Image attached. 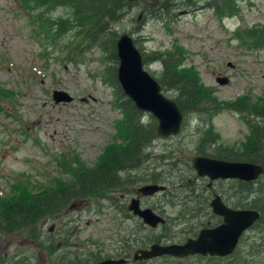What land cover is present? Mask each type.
Instances as JSON below:
<instances>
[{"label": "rangeland", "instance_id": "1", "mask_svg": "<svg viewBox=\"0 0 264 264\" xmlns=\"http://www.w3.org/2000/svg\"><path fill=\"white\" fill-rule=\"evenodd\" d=\"M30 2L27 4L30 11H27L20 0H0L1 200L18 195L23 187L35 193L40 190L38 188L48 187L54 178L68 180L78 165L93 167L115 135L114 123L120 118L117 93L106 81V68H110V64L104 54L93 49L82 54L78 63H68L63 51L59 52L71 38V33H65L66 29L60 37L54 36L53 29H47L48 38L51 36L54 42L42 46L41 41H37L42 38L37 24H41L43 17L40 9H34L33 0ZM236 4L237 16L221 20L213 16L202 1L194 9L179 6L174 17L164 23L150 18L136 19L142 16L137 10L125 16L113 29L117 35L126 33L137 40L144 54L166 51L173 46L181 49L184 65L195 69L200 85L212 92L220 106L232 104L241 96L248 98L250 103L257 98L263 99L264 106V50H247L235 37V32L243 26L250 28L264 23V0H236ZM48 15L58 18L60 26V19L68 16V10L60 7ZM148 70L159 74L157 63L148 66ZM222 77L227 83L219 85L215 80ZM54 90L66 93L71 101L54 103L51 99ZM165 95L171 98L172 92L167 91ZM241 117L225 108L218 109L211 118L187 116L182 120L178 136L153 142L156 159L151 160L152 166L160 167L159 155L172 151V147L175 152L181 151L178 155L181 161L175 164V169L166 166L161 170V177H165L163 182L172 195L171 198L167 194L163 199L157 195L168 222L185 219L190 212L188 205L178 202L184 195L178 183L181 175H185L180 171L185 170L182 166L186 165V156L191 158L196 147L204 145L203 139L208 136L214 139V148H241L249 135L246 116ZM147 119L145 115L141 120L145 123ZM146 173V169L128 171L130 177L142 178ZM186 174L191 180L190 172ZM137 185L133 183L127 191ZM246 197L247 201L252 199V195ZM166 200L173 204L165 203ZM117 212L111 201L106 200L93 204L88 201L71 203L70 210L66 209L43 224L45 230L49 228L48 233L58 235L61 243L63 238L67 239L66 246L59 243L57 248L61 251L49 252L42 243L23 236H7L0 239V255L10 258V264L22 261L23 264H60L58 258L63 254L67 257V253H74L78 248L82 253L78 258L83 263L90 253L99 249L103 251V258L116 257L126 247L129 250L132 240L137 241L147 232L151 238H156L163 232L170 235L180 229L166 221L167 224L157 230H143L139 234L138 223L127 221ZM236 249L235 255L249 264H264V228L255 224L243 234ZM196 264H207V261Z\"/></svg>", "mask_w": 264, "mask_h": 264}, {"label": "trees", "instance_id": "2", "mask_svg": "<svg viewBox=\"0 0 264 264\" xmlns=\"http://www.w3.org/2000/svg\"><path fill=\"white\" fill-rule=\"evenodd\" d=\"M20 1L24 9L30 11L27 4H31L32 0ZM201 1L204 7L210 9L213 16L219 20L235 17L239 12L236 0H33L36 6L34 9H40V14L43 17L41 24H37L42 31V38L37 41H41L42 46H47L49 41L50 43L54 42L51 36L50 39L48 38L47 29H53L55 37L62 36L66 29L65 33H71V38L68 40L69 43L59 49V52L63 51V56L66 55L64 60L68 63H78L77 60L82 57V54L93 49L104 54L105 60L110 64V68H106L108 72L106 81L117 93L116 100L120 118L114 123L115 135L110 143L105 145L103 153L93 167L83 168L78 165L72 170L68 180L54 178L49 182L48 187L38 188L40 189L38 192L29 193L27 188L23 187V189H19L18 195H14V197L11 195V198L6 200L0 199V239L7 236H23L26 239L42 243V246L49 249V252L61 251V248H57L54 242L66 246L67 239L63 238L64 241L61 243L58 235L48 233L49 228L45 230L43 224L63 214L71 203L88 201L93 204L103 200L111 201L116 211L118 210V215L121 213L123 218L127 219L120 196L126 192L128 186L135 182L157 181L162 183L165 177H161V170L166 166L175 169V164L181 161L180 158L178 159L181 151L175 152L173 147L172 151L159 155L162 161L160 167L152 166L151 160L156 159L154 157L156 155L153 153V142L157 139L155 121L150 115L138 111L119 90L115 78L117 58L114 49L118 35L113 28L133 11H140L141 21L150 18L164 23L174 17V11L179 9V6L194 9ZM60 7L68 10V16L62 17L60 26H58V18H51L48 14ZM54 26L55 28H53ZM235 37L247 50H264V23L250 28L243 26L235 32ZM137 42V40L133 41L141 52L143 65L158 64L160 72L157 75L154 74L156 81L161 90L172 92L171 99L177 105L183 118L191 115L211 118L218 109L222 108L235 111L243 116L241 117L243 119L245 116L250 118L249 120L245 118L249 135L241 148L218 149L216 153L213 151L212 154H218L219 158L225 160L253 163L262 167L263 177L257 181V184L251 186L241 183V185L245 195L243 208L257 210L261 218L264 217L263 99L257 98V101L261 103L257 101L250 103L247 101L248 98L241 96L232 104L220 106L221 103L217 104L216 99L212 97V92L200 85L195 69L184 65V53L181 49L173 46L166 51H151L144 54ZM145 115L148 119L143 123L141 119ZM208 137L203 140L206 143H214V139ZM204 151L202 146L196 147L198 154H202ZM173 157L175 159L173 163H170ZM186 157L189 160L190 157ZM188 160L185 161L186 165L182 166L183 169H188ZM144 165L147 171L145 177H130L128 175V171H140ZM189 171H180L181 174L185 172L183 177L181 175L178 183L183 187L188 186L184 179L187 178L186 172L189 173ZM251 193L253 194L252 199L247 201L246 196ZM144 235L145 239H151L149 232ZM170 235L166 232L160 234L163 237ZM143 239L132 240L129 250L127 251L126 247L122 253H118L117 257L127 252L130 253L133 247L144 246L148 241ZM152 241L156 242L155 238ZM102 252L99 249L98 252L90 253L83 263L101 260ZM55 253L57 254V252ZM66 256L64 257L63 254L62 258L57 259L60 264L81 263L80 257L77 258L75 252ZM248 260L252 259L249 257ZM22 262L21 264H23ZM0 264H10V258L0 255ZM227 264H249V262L234 253L228 257Z\"/></svg>", "mask_w": 264, "mask_h": 264}, {"label": "water", "instance_id": "3", "mask_svg": "<svg viewBox=\"0 0 264 264\" xmlns=\"http://www.w3.org/2000/svg\"><path fill=\"white\" fill-rule=\"evenodd\" d=\"M117 65L115 77L122 94L134 107L148 113L156 122L155 133L159 138L178 134L182 114L176 104L161 94L156 80L144 69L140 52L133 45L131 37L121 34L115 41ZM219 85L227 79L217 78ZM54 103L70 102L71 97L62 91L51 92ZM190 166L199 177L213 179H238L249 182L256 180L263 172L261 166L245 162H229L206 157H193ZM164 190L162 185H143L138 192L143 196ZM212 211L221 216L223 223L212 230H200L195 239H187L182 244H151L132 255V261L150 260L161 256L182 258L198 254L201 256H227L236 246L238 237L257 219L258 213L251 209L231 210L218 199L211 202ZM128 211L138 217L143 224L154 228L164 221L149 209H139L134 199L129 202ZM264 226V220L262 221ZM126 259H104L93 264H125Z\"/></svg>", "mask_w": 264, "mask_h": 264}, {"label": "flooded vegetation", "instance_id": "4", "mask_svg": "<svg viewBox=\"0 0 264 264\" xmlns=\"http://www.w3.org/2000/svg\"><path fill=\"white\" fill-rule=\"evenodd\" d=\"M172 137H167L166 139H159L160 141H165L167 139H171ZM156 139V140H158ZM202 148L205 149L204 153L198 154L196 151H194V155L191 157H206L209 159H216V160H224V161H232V160H225L223 158H219L218 154H212L213 151L215 153L217 152L218 148H214V143H204ZM190 158V159H191ZM233 162H238V161H233ZM146 169L145 165L143 166L142 170ZM185 170H190V175H191V180L188 178L186 179V183L188 184L187 187H183L181 184H178V189L184 192V195L180 197L178 202L180 204H186L188 205L187 207L190 209V212L187 213L185 216L186 218L184 219L181 217L180 219H175L176 221H170L168 222L169 219H166V217L163 216V211H162V201L160 200L163 199L167 194L170 193V190H167V186L164 182H147V183H138L137 187L133 190H126L125 197H123V204L125 206V215L127 217V221H136L138 223V226L140 225L141 228L144 229H149L147 226H145L140 219L137 217L133 216L130 211H128V205L129 202L134 199L137 203V206L140 209H149L151 210L154 214L164 218L165 223L166 221L170 225H175L177 229L174 232H171L172 235L170 238H167L166 236H157L155 238L156 242L159 244H181L187 239H195L196 236L198 235L199 231L204 229V230H212L218 226H220L223 221L221 216L216 215L212 211L211 207V202L214 201L215 199H218L219 202L227 207L228 209L231 210H241L243 207V189L241 185V181L235 180V179H229V180H222V179H215V180H209L206 177H199L197 174L192 170L190 166V160L188 161V169L185 168ZM146 184H164L165 189L156 194L148 195V196H143L138 192L139 187L142 185ZM229 185V186H227ZM157 195L160 197H157ZM169 197L172 198V195L169 194ZM121 198V196H120ZM165 203L173 204L171 201H165ZM261 223V221L255 222ZM167 224V223H166ZM181 225V226H180ZM162 225L155 229H150V230H157L160 228ZM252 229V226L250 227ZM249 228V230H250ZM51 234V233H50ZM244 234V233H243ZM241 234L238 237L236 246L233 250L236 251L237 247L239 246L241 242V238L243 236ZM150 245V244H149ZM149 245L137 248L135 251L138 249H144L147 248ZM56 246H59V243L56 244ZM75 252V256L78 258L79 256L82 255L78 251V248H75L73 250ZM134 252V251H133ZM132 252V253H133ZM71 253V252H69ZM67 253V254H69ZM131 253V255H132ZM72 254V253H71ZM129 256L130 253L123 254L124 258L128 259V262L126 264H148V263H156L163 261L165 262L164 264H196V262H202V261H207V264H226L227 262V256L220 257V256H200L198 254L192 255V256H187L182 259H177V258H171L167 256H163L160 258H155L150 261H138V262H129ZM131 257V256H130ZM87 264V263H86Z\"/></svg>", "mask_w": 264, "mask_h": 264}]
</instances>
